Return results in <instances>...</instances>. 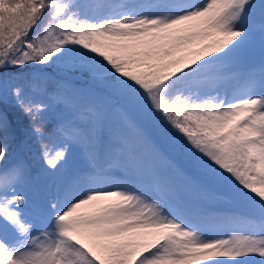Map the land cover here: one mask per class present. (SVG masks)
Here are the masks:
<instances>
[{
  "label": "snow or ice",
  "instance_id": "obj_1",
  "mask_svg": "<svg viewBox=\"0 0 264 264\" xmlns=\"http://www.w3.org/2000/svg\"><path fill=\"white\" fill-rule=\"evenodd\" d=\"M97 7L0 0V105L28 118L43 165L13 151L15 129L0 111V264H264V69L235 98L216 90L221 66L250 44L257 13L264 33V0H160L156 15L146 5L105 4L104 15ZM69 64L114 98L120 125L107 144L97 131L102 110L87 126L75 112L53 117L64 98L47 70ZM154 130L189 156L199 176L177 169L186 183L229 184L258 208L241 218L246 234L206 238L169 207ZM74 146L88 151L89 177H61L30 213L24 187L61 172ZM114 163L147 171V187L116 182Z\"/></svg>",
  "mask_w": 264,
  "mask_h": 264
},
{
  "label": "rangeland",
  "instance_id": "obj_2",
  "mask_svg": "<svg viewBox=\"0 0 264 264\" xmlns=\"http://www.w3.org/2000/svg\"><path fill=\"white\" fill-rule=\"evenodd\" d=\"M86 2L99 5L100 7L92 10L99 15H104L109 11L103 7L105 4L117 6L146 5L149 7L144 10L148 15L163 14L165 12V9L151 7V5L159 3L160 0H86ZM194 2L199 3L201 0H194ZM256 2L259 4L260 0H256ZM262 40H264V33L260 30V19L257 13L250 44L237 57L220 68V79L216 83V90L221 95H227L230 99L235 98L238 90L244 86L245 78L250 73H255L259 76L261 70L264 69V44H262ZM53 67L60 69L57 75L65 76L62 79L59 76H55L56 74L49 73L51 70H47L51 86L53 88L59 86L58 91L64 98L59 108L55 107L54 102L53 117L59 119L75 112L80 122L87 126L89 116L97 109H100L104 112V122L97 130L99 138L105 144L110 140H114L113 130L119 127L120 118L114 106V98L110 90L99 81L96 82L95 86H92L79 80L75 75L61 73H69V71L72 72L74 69L84 71L79 67H73L70 64L53 65ZM12 83L21 87L27 86L25 79L21 78L13 80ZM4 110L9 113L15 129V138L11 142L13 151L31 157L33 166L37 169L42 168V162L39 158L35 159L34 156V146L32 145L34 140L29 136V126L13 120L15 112L19 110L15 109L11 104L0 105V111ZM152 139L163 154L162 159L154 162V167L172 185L170 199H168L169 207L173 211H179L187 222L194 228L201 230L206 238H227L230 234H246L243 231L245 225L241 222V218L256 217L258 208L253 206L245 197L238 195L235 188L229 184L209 182L196 187L186 183L185 177L179 175L176 171L177 169H182L189 176H199V173L191 167L189 156L173 147L167 138L159 134L158 130L152 131ZM89 159L90 157L85 147L74 146L61 172L55 175H37L35 181L23 189L25 194L31 199V206L28 211L30 213L36 211L47 191L52 188L54 182L58 183L61 177L71 175L80 180H86L90 175ZM170 163L174 167L170 168ZM111 172L112 178L118 183L128 181L134 187H147V171L141 176L114 163ZM97 186L109 187L110 185L101 183L97 184ZM252 259L259 258L252 257Z\"/></svg>",
  "mask_w": 264,
  "mask_h": 264
},
{
  "label": "trees",
  "instance_id": "obj_3",
  "mask_svg": "<svg viewBox=\"0 0 264 264\" xmlns=\"http://www.w3.org/2000/svg\"><path fill=\"white\" fill-rule=\"evenodd\" d=\"M49 70H51V72L53 73H57L58 70L60 69H56L54 68L53 66H51L50 68H48ZM61 73H65V74H68V75H75V77L79 78L80 80H82L83 82L87 83V84H96V82H98L97 80H94L90 77V75L85 72V71H72V72H69V73H66V72H61ZM23 120H26L25 118H23Z\"/></svg>",
  "mask_w": 264,
  "mask_h": 264
}]
</instances>
